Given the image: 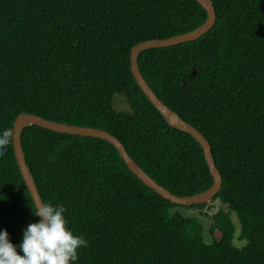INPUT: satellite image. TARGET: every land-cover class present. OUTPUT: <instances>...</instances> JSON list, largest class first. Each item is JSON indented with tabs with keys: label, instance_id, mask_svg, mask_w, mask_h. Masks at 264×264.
<instances>
[{
	"label": "trees",
	"instance_id": "16d2710c",
	"mask_svg": "<svg viewBox=\"0 0 264 264\" xmlns=\"http://www.w3.org/2000/svg\"><path fill=\"white\" fill-rule=\"evenodd\" d=\"M211 1L207 32L145 49L137 64L209 142L222 180L211 200L227 210L212 215L205 241L200 222L171 211L177 204L139 180L109 142L27 126L21 147L42 202L62 204L66 226L87 241L74 264H264V0ZM205 18L196 0H0V131L22 112L100 128L171 193L208 188L199 143L165 122L130 71L135 44ZM116 93L128 111L114 107ZM31 210L10 142L0 156V228L13 244L39 219Z\"/></svg>",
	"mask_w": 264,
	"mask_h": 264
},
{
	"label": "water",
	"instance_id": "95a60500",
	"mask_svg": "<svg viewBox=\"0 0 264 264\" xmlns=\"http://www.w3.org/2000/svg\"><path fill=\"white\" fill-rule=\"evenodd\" d=\"M196 1L199 2L202 8L206 11V18L204 22L194 29L184 33L172 35L162 39H148L138 42L130 50V71L144 96L153 105V107L158 110L165 122L170 127L190 134L199 143L203 151L205 162L212 177V184L208 188L197 193L184 196L176 195L151 178L127 153L122 142L116 136L110 134L106 130L92 126H81L66 122L49 120L33 113L22 112L17 114L13 120L12 129H14V139L12 141V147L19 171L31 195L34 206L36 204L39 206V204L43 202L36 187L34 178L30 172V168L25 162L20 139L22 130L30 125H37L59 133L100 138L109 142L117 150L119 156L123 159L128 169L133 174H135L139 180H141L146 186L151 188L154 192L172 204L188 206L192 204L206 203L207 201H210L212 197L218 192L221 187L222 180L220 173L215 166L209 142L199 130L188 124L175 111L170 109L156 96L152 88L147 84L140 73L137 64V57L141 51L149 48L165 47L197 39L214 25L216 16L212 1Z\"/></svg>",
	"mask_w": 264,
	"mask_h": 264
},
{
	"label": "clouds",
	"instance_id": "9594fccd",
	"mask_svg": "<svg viewBox=\"0 0 264 264\" xmlns=\"http://www.w3.org/2000/svg\"><path fill=\"white\" fill-rule=\"evenodd\" d=\"M13 139L14 129L0 131V156ZM31 211L39 219L22 229L19 244H13L0 228V264H74L77 249L86 247L87 241L66 226L65 207L40 203Z\"/></svg>",
	"mask_w": 264,
	"mask_h": 264
},
{
	"label": "rangeland",
	"instance_id": "374dc122",
	"mask_svg": "<svg viewBox=\"0 0 264 264\" xmlns=\"http://www.w3.org/2000/svg\"><path fill=\"white\" fill-rule=\"evenodd\" d=\"M113 105L117 110H124L128 111V106L123 98L122 95L116 93L113 96ZM218 210H227L225 205L220 203L218 200H210L204 203V206L202 208L197 207H190V206H179L176 205L174 208H172L171 211H177L181 213L184 216H189L197 219L201 226H202V234L205 241L209 240V227L212 223V215L217 212ZM230 217L232 220V223L235 225V237H234V244L237 246H241L242 243L237 239V234L239 231V223L237 220V217L235 213L230 212Z\"/></svg>",
	"mask_w": 264,
	"mask_h": 264
}]
</instances>
